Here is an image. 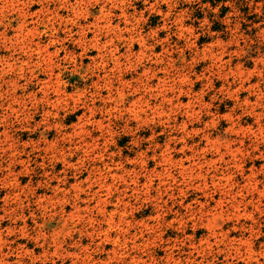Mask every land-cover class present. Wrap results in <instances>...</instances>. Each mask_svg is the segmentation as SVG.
I'll use <instances>...</instances> for the list:
<instances>
[{
  "label": "rangeland",
  "instance_id": "1",
  "mask_svg": "<svg viewBox=\"0 0 264 264\" xmlns=\"http://www.w3.org/2000/svg\"><path fill=\"white\" fill-rule=\"evenodd\" d=\"M0 264H264V0H0Z\"/></svg>",
  "mask_w": 264,
  "mask_h": 264
}]
</instances>
